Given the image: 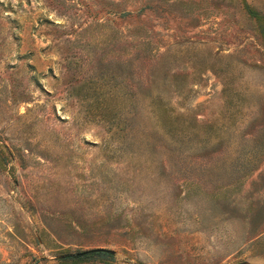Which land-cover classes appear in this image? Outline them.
Returning <instances> with one entry per match:
<instances>
[{"label": "rangeland", "instance_id": "obj_1", "mask_svg": "<svg viewBox=\"0 0 264 264\" xmlns=\"http://www.w3.org/2000/svg\"><path fill=\"white\" fill-rule=\"evenodd\" d=\"M0 264H264V0H0Z\"/></svg>", "mask_w": 264, "mask_h": 264}, {"label": "water", "instance_id": "obj_2", "mask_svg": "<svg viewBox=\"0 0 264 264\" xmlns=\"http://www.w3.org/2000/svg\"><path fill=\"white\" fill-rule=\"evenodd\" d=\"M106 251L107 250L104 248H93V249H89V250L79 252V253H77V255H82V254L92 253V252H106Z\"/></svg>", "mask_w": 264, "mask_h": 264}, {"label": "trees", "instance_id": "obj_3", "mask_svg": "<svg viewBox=\"0 0 264 264\" xmlns=\"http://www.w3.org/2000/svg\"><path fill=\"white\" fill-rule=\"evenodd\" d=\"M82 255H84V254H82ZM81 256V255H80Z\"/></svg>", "mask_w": 264, "mask_h": 264}]
</instances>
